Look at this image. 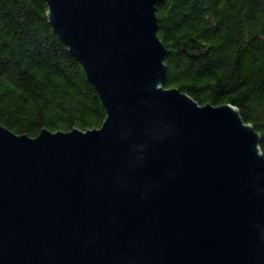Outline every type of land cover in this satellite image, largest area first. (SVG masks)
Segmentation results:
<instances>
[{
  "label": "water",
  "instance_id": "water-1",
  "mask_svg": "<svg viewBox=\"0 0 264 264\" xmlns=\"http://www.w3.org/2000/svg\"><path fill=\"white\" fill-rule=\"evenodd\" d=\"M99 127L0 124V264H264L261 135L163 80L157 0H45Z\"/></svg>",
  "mask_w": 264,
  "mask_h": 264
},
{
  "label": "trees",
  "instance_id": "trees-1",
  "mask_svg": "<svg viewBox=\"0 0 264 264\" xmlns=\"http://www.w3.org/2000/svg\"><path fill=\"white\" fill-rule=\"evenodd\" d=\"M45 0H0V124L17 134L99 127L100 97ZM163 86L235 105L264 154V0H157Z\"/></svg>",
  "mask_w": 264,
  "mask_h": 264
}]
</instances>
